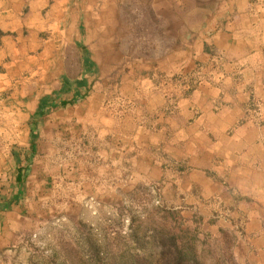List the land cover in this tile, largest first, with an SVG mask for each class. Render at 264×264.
I'll return each instance as SVG.
<instances>
[{"label":"rangeland","instance_id":"obj_1","mask_svg":"<svg viewBox=\"0 0 264 264\" xmlns=\"http://www.w3.org/2000/svg\"><path fill=\"white\" fill-rule=\"evenodd\" d=\"M89 1L97 27H83L67 65L82 67L84 93L100 99L87 98L88 121L46 158L1 174L0 200L11 181L18 214L0 227V264H264L243 216L220 226L225 208L212 210L198 185L176 190L189 165L165 160L156 120L178 98L213 89L223 102L249 94L245 117L264 125V0ZM188 195L199 204L180 201Z\"/></svg>","mask_w":264,"mask_h":264},{"label":"crops","instance_id":"obj_2","mask_svg":"<svg viewBox=\"0 0 264 264\" xmlns=\"http://www.w3.org/2000/svg\"><path fill=\"white\" fill-rule=\"evenodd\" d=\"M84 9L83 0H0V95H6L0 103V177L8 173L15 178L24 158H46L44 153H52L69 130L88 121L79 108L87 98L99 101V90L84 93L82 67L77 74L67 65L66 49L78 44L83 27H97ZM80 59L84 64L83 55ZM219 92L195 89L178 98L171 114L159 115L158 131L166 138L160 149L174 168L175 158L189 165L176 173V190L198 185L199 197L212 210L225 208L226 217L217 219L220 226L232 228L243 216L245 235L262 254L264 125L245 117L249 94L237 92L223 102L226 95ZM113 118L98 115V121ZM32 167L28 163V172ZM171 177L174 186L175 169ZM10 183L8 198L0 200L2 228L18 214L16 188ZM183 199L195 206L200 202L189 195Z\"/></svg>","mask_w":264,"mask_h":264},{"label":"trees","instance_id":"obj_3","mask_svg":"<svg viewBox=\"0 0 264 264\" xmlns=\"http://www.w3.org/2000/svg\"><path fill=\"white\" fill-rule=\"evenodd\" d=\"M179 258H181V257H179ZM182 260V259H181ZM181 260H180V262H181ZM180 262H178V264H180Z\"/></svg>","mask_w":264,"mask_h":264}]
</instances>
